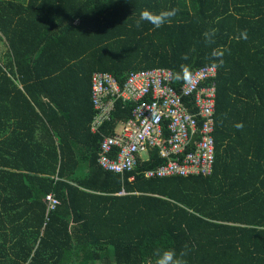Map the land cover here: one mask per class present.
<instances>
[{
  "label": "trees",
  "instance_id": "obj_1",
  "mask_svg": "<svg viewBox=\"0 0 264 264\" xmlns=\"http://www.w3.org/2000/svg\"><path fill=\"white\" fill-rule=\"evenodd\" d=\"M174 8L171 23L136 27L143 10ZM1 41L0 264H155L158 248L186 264H264V0H0ZM214 49L213 171L147 177L166 162L158 148L133 171L105 169L102 140L134 103L92 132L93 73H193Z\"/></svg>",
  "mask_w": 264,
  "mask_h": 264
},
{
  "label": "built area",
  "instance_id": "obj_2",
  "mask_svg": "<svg viewBox=\"0 0 264 264\" xmlns=\"http://www.w3.org/2000/svg\"><path fill=\"white\" fill-rule=\"evenodd\" d=\"M193 75V83L185 85L175 80L169 68L134 71L123 83L110 72H94L92 98L97 112L93 132L112 120L119 100L134 103L131 117L119 121L114 134L102 140L99 163L124 174L158 148L166 162L147 171V177L210 174L216 161L217 88L216 83L205 84L217 76V67L205 65ZM46 200L52 209L59 204L53 193Z\"/></svg>",
  "mask_w": 264,
  "mask_h": 264
},
{
  "label": "clouds",
  "instance_id": "obj_3",
  "mask_svg": "<svg viewBox=\"0 0 264 264\" xmlns=\"http://www.w3.org/2000/svg\"><path fill=\"white\" fill-rule=\"evenodd\" d=\"M179 9H171V10H163L159 13H153L149 10H143L140 13L139 19L136 21V27L141 26V22H148L153 25L155 28H161L166 23H171L172 18H174ZM216 30H211L209 32H205L204 36L208 43H213L214 36ZM243 39H247V32L244 31L241 33V37ZM224 51L222 49H214L211 53V59L213 61L212 67L222 66L223 65V57ZM184 60L189 58L188 54H184L182 57ZM216 61L219 63L217 64ZM175 80L178 82H183L185 85H191L194 80V75L190 70L189 66L181 65V69L179 72L175 73ZM235 127L238 130H242L244 125L243 123H237ZM155 256V264H186L183 260V256L186 255V252H177L174 249H156L153 253Z\"/></svg>",
  "mask_w": 264,
  "mask_h": 264
},
{
  "label": "rangeland",
  "instance_id": "obj_4",
  "mask_svg": "<svg viewBox=\"0 0 264 264\" xmlns=\"http://www.w3.org/2000/svg\"><path fill=\"white\" fill-rule=\"evenodd\" d=\"M9 60V49L6 41L0 42V62L7 63Z\"/></svg>",
  "mask_w": 264,
  "mask_h": 264
},
{
  "label": "crops",
  "instance_id": "obj_5",
  "mask_svg": "<svg viewBox=\"0 0 264 264\" xmlns=\"http://www.w3.org/2000/svg\"><path fill=\"white\" fill-rule=\"evenodd\" d=\"M44 101H45V98H44ZM91 131L93 132V130L91 129ZM11 132H12V130H10L9 132H8V134L6 135V136H9L10 134H11ZM95 133V132H94ZM1 146H2V144H1ZM3 146H5V147H2V150H4L5 148H7V143H5V145H3ZM5 155H7V154H5Z\"/></svg>",
  "mask_w": 264,
  "mask_h": 264
}]
</instances>
